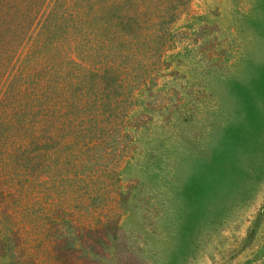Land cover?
Returning <instances> with one entry per match:
<instances>
[{"label":"trees","instance_id":"1","mask_svg":"<svg viewBox=\"0 0 264 264\" xmlns=\"http://www.w3.org/2000/svg\"><path fill=\"white\" fill-rule=\"evenodd\" d=\"M189 2L51 0L35 20L0 0V46L29 33L24 70L0 84V264H138L111 189L119 126Z\"/></svg>","mask_w":264,"mask_h":264},{"label":"rangeland","instance_id":"2","mask_svg":"<svg viewBox=\"0 0 264 264\" xmlns=\"http://www.w3.org/2000/svg\"><path fill=\"white\" fill-rule=\"evenodd\" d=\"M16 1L35 20L51 2ZM25 29L0 46V84L25 68ZM149 76L111 182L128 261L264 264V0H190Z\"/></svg>","mask_w":264,"mask_h":264}]
</instances>
